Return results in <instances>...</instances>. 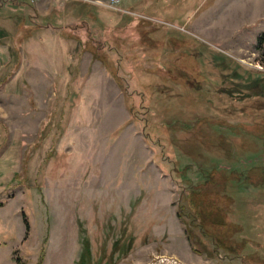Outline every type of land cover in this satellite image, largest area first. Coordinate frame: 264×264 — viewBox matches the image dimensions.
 Wrapping results in <instances>:
<instances>
[{
  "label": "rangeland",
  "instance_id": "obj_1",
  "mask_svg": "<svg viewBox=\"0 0 264 264\" xmlns=\"http://www.w3.org/2000/svg\"><path fill=\"white\" fill-rule=\"evenodd\" d=\"M263 34L264 0H0V264H242L187 202L264 162ZM233 197L264 257V187Z\"/></svg>",
  "mask_w": 264,
  "mask_h": 264
},
{
  "label": "trees",
  "instance_id": "obj_2",
  "mask_svg": "<svg viewBox=\"0 0 264 264\" xmlns=\"http://www.w3.org/2000/svg\"><path fill=\"white\" fill-rule=\"evenodd\" d=\"M147 38L150 42H152L154 44L162 45V42L149 38L148 34H147ZM258 43L264 46V34L259 37ZM155 56L156 57H153L154 58L153 62L157 63L159 60L158 57L160 55L157 54ZM138 68L143 70V66H141V65H139ZM144 91H145V93L150 95V88H144ZM133 106L134 105L131 102V100H130V103L126 102V109L128 111V114H129V120L127 121V123L132 122V123L136 124L139 122L137 120ZM203 119H206V118H199L195 121L199 122ZM209 121H212V120H209ZM214 122H218V121H214ZM144 124L147 126V132H146V128H145V131H144L145 134L143 133L144 134L143 136H144L146 143L149 146H151L150 142H151V140H153V135L155 134V132H161L162 134L163 133L166 134V131L168 129V125H166V123L162 124L161 126H158V125L151 123L149 121H144ZM145 125H144V127H145ZM239 126H243V125H239ZM230 130H232V129H230ZM251 137L254 138V143L256 145L258 142L264 140V133H262V135H260V136H256V137L251 136ZM158 139H159V141L156 142V144L158 146L162 145V147H165V148L172 146V144L168 140L167 135H166V138L163 137V139H162L159 137V138H157V140ZM162 141H163V144H160ZM245 152L246 151L241 149V148L235 149L233 152H231L232 154L230 155L229 158L234 157V160L232 161L231 166L235 165V167L229 168L230 173L226 169H223V170L220 169L219 172H217L215 170L210 171V174L208 177H202V180L205 182L212 179L213 176H220L223 178L227 177V179H229L232 187H230L228 190H225V193H223V194L222 193H219V194L214 193V194L210 195L209 198H207V199H203V197H199V195L197 193H189L187 205L194 211H196V209L199 207V205H201L203 203H205L208 207L211 208V209H209L210 211L206 215H204L205 218L207 219V221L209 222V224L212 227L226 228L227 229V235H225L226 237H223V238H227L228 242L231 244V247L228 248V251L231 254L235 255L237 258H239L242 261V264H264V257H262L257 252V250L261 247V244L258 243L257 241H254V240L248 238L245 235L244 227L238 223L232 222L228 217V214L231 210V206L234 202L233 196L240 193L241 190H243V189L246 190L250 187L251 188L264 187V162H262V161L249 162V165L252 166V168L250 169V172L248 173V175L245 178L239 179V176L236 173L235 168H237V165H241V166L243 165L244 166L246 164V162H248V160H249V155H253V154L257 153V150H255L254 152L252 151V153H250V152L245 153ZM169 154H174L171 148H169ZM187 168L188 167H185L184 170H187ZM173 170L175 171V175H174L175 181L182 183V181L185 179V178H183L184 170L177 167V161H173ZM254 176H256V177H254ZM256 178H258L257 183H254ZM219 203L223 204L227 210L224 211L221 208H219L217 205ZM177 214H178L179 219L182 221L183 216L181 215V213L178 212ZM198 215H200V213ZM203 220H205V219H202V222H204ZM26 226H27V224H26ZM187 238H188L189 242L191 243L192 250L195 252H198L196 247H195V241H194L193 237L191 236V234H188ZM210 238L214 242L216 241L214 235H210ZM246 251H249V252H247L245 255H242V253L246 252ZM85 255H86V253H85ZM14 261L16 264H25V263H22L18 258H15ZM38 264H41V262L38 261Z\"/></svg>",
  "mask_w": 264,
  "mask_h": 264
},
{
  "label": "built area",
  "instance_id": "obj_3",
  "mask_svg": "<svg viewBox=\"0 0 264 264\" xmlns=\"http://www.w3.org/2000/svg\"><path fill=\"white\" fill-rule=\"evenodd\" d=\"M122 0H107V4L110 6H115L119 4Z\"/></svg>",
  "mask_w": 264,
  "mask_h": 264
}]
</instances>
